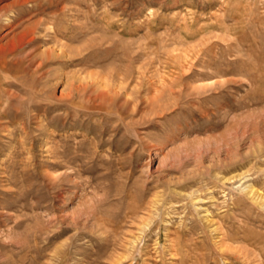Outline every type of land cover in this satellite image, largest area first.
I'll use <instances>...</instances> for the list:
<instances>
[{
  "label": "rangeland",
  "instance_id": "1",
  "mask_svg": "<svg viewBox=\"0 0 264 264\" xmlns=\"http://www.w3.org/2000/svg\"><path fill=\"white\" fill-rule=\"evenodd\" d=\"M13 10L67 57L0 69V264H264V0Z\"/></svg>",
  "mask_w": 264,
  "mask_h": 264
},
{
  "label": "bare ground",
  "instance_id": "2",
  "mask_svg": "<svg viewBox=\"0 0 264 264\" xmlns=\"http://www.w3.org/2000/svg\"><path fill=\"white\" fill-rule=\"evenodd\" d=\"M39 1L40 0H11L10 2L6 3V4H3L0 6V10L1 9H5V7L7 6H11V7H14L16 8V10H13V15H5V18L2 21H4L3 23L5 24H9V25H12V23H14V21H16L17 19H19L21 16H22V9L23 7H38L39 6ZM30 3V4H29ZM28 4V5H27ZM30 5V6H29ZM7 9V8H6ZM39 10V9H38ZM3 11V10H2ZM12 11V10H11ZM22 12V13H21ZM23 17V16H22ZM49 18V17H48ZM23 19V18H22ZM21 19V20H22ZM87 20V19H86ZM19 22V21H17ZM43 21L41 20H34V21H29L28 23L24 24V27L21 29V31L17 34V36H15L16 38L14 39L11 38L10 40H8L7 42L3 43V44H0V69H4L6 68L7 66V57L9 56L10 53H14V52H17L21 49H23L24 45L25 44H28V43H31L33 41H35L36 39H42L43 41H52V46H49L48 49L46 50H40L39 52H35L34 50H31V51H27L26 53V58H28L29 61H31L36 55H40L41 57V60H45V58H51L53 56H57V55H61V54H64L65 53V46L67 44L65 43H61L59 42L57 39H56V35L58 33H61L62 30L57 26V25H53L51 26L49 32H44V35L46 36L45 38L46 39H43V38H40V33H39V28H38V25L40 26V23H42ZM88 22V21H87ZM24 23V22H22ZM83 23V22H82ZM14 25V24H13ZM21 25V24H20ZM43 25V23H42ZM41 25V26H42ZM46 25V23H45ZM17 26V25H16ZM23 26V25H22ZM85 26V25H84ZM10 28H12L11 26H9ZM45 27V26H44ZM50 27V26H49ZM78 27V28H77ZM2 28V27H1ZM17 28V27H16ZM72 32H69V33H66L69 40H72L73 37L76 38L77 34L79 33H75V30L77 31V29H80L78 30V32L80 31L85 33V30L87 29H84L82 28L81 25H78V26H72ZM88 28V27H87ZM49 29V28H48ZM71 29V28H70ZM44 31L46 30V28L43 29ZM69 31V30H68ZM13 32V30H12ZM87 32V31H86ZM15 34V33H14ZM13 35V34H12ZM86 35V33H85ZM2 36V35H1ZM8 36V34H7ZM47 36H48V39H47ZM44 37V36H43ZM2 38V37H1ZM75 39H73L74 41ZM37 42V41H36ZM45 42V43H46ZM34 43V42H33ZM32 43V44H33ZM49 43V42H48ZM36 45V44H35ZM32 47V46H31ZM36 48V47H35ZM31 49V48H29ZM11 55V54H10ZM22 55V54H21ZM66 56L65 54L61 57H64ZM18 57V56H17ZM16 57V58H17ZM60 56H58L59 58ZM67 57V56H66ZM85 57V56H84ZM14 59V58H13ZM19 59V58H18ZM40 59V58H39ZM56 59V58H54ZM71 59V58H70ZM23 60V59H22ZM27 60V59H26ZM38 60V59H37ZM53 60V59H52ZM15 61V60H14ZM35 61V60H34ZM49 61V60H48ZM45 62V61H44ZM17 63V61H16ZM32 64V63H31ZM43 64V63H42ZM49 64V63H48ZM16 65V64H15ZM46 65V64H45ZM51 65V64H50ZM17 66V65H16ZM19 66V64H18ZM38 67V66H37ZM20 69V68H19ZM1 73V72H0ZM9 85V84H8ZM2 87V86H1ZM3 88V87H2ZM11 94V92H9ZM14 94V93H13ZM1 98V97H0ZM9 100V99H8ZM128 98L126 97L125 98V102L127 103L128 102ZM2 101V100H0ZM12 101V100H11ZM130 101V100H129ZM9 102V101H8ZM17 102V101H16ZM6 104V103H5ZM24 104V103H23ZM22 104V105H23ZM127 105V104H126ZM13 106V104H12ZM126 107V106H125ZM9 109V108H8ZM10 111V110H9ZM129 112V111H128ZM133 113V112H132ZM5 114H6V111H5ZM9 114V113H7ZM131 116V115H130ZM7 118V116H5ZM4 118V117H3ZM250 189V186L249 188ZM247 193V192H245ZM248 193H251V194H254L257 198H259V195H257L258 193H255L253 190H249ZM251 197V196H250ZM263 199V198H262ZM264 200V199H263ZM226 236V235H225ZM168 239V238H167ZM180 243V242H179ZM180 247V246H179Z\"/></svg>",
  "mask_w": 264,
  "mask_h": 264
}]
</instances>
